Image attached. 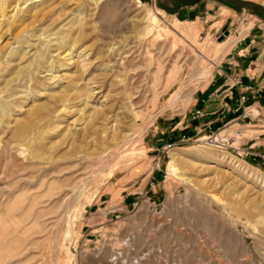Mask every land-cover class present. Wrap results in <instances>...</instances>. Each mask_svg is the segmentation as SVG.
Listing matches in <instances>:
<instances>
[{
    "label": "rangeland",
    "instance_id": "obj_1",
    "mask_svg": "<svg viewBox=\"0 0 264 264\" xmlns=\"http://www.w3.org/2000/svg\"><path fill=\"white\" fill-rule=\"evenodd\" d=\"M248 16L0 0V264H264V170L171 131Z\"/></svg>",
    "mask_w": 264,
    "mask_h": 264
},
{
    "label": "crops",
    "instance_id": "obj_2",
    "mask_svg": "<svg viewBox=\"0 0 264 264\" xmlns=\"http://www.w3.org/2000/svg\"><path fill=\"white\" fill-rule=\"evenodd\" d=\"M243 1L264 6V0ZM247 19L246 31L239 34L215 74L195 94L189 113L171 131L178 129V135L194 138L218 130L225 124H231L232 128H259L253 120L247 125L249 120L242 118L240 97L246 98L244 106L257 107L264 112V18L248 16ZM196 109L201 110L202 115L193 118ZM252 134L249 132L250 136ZM250 141H253L255 157L248 158V161L262 168L264 160L258 155L264 153V135H255Z\"/></svg>",
    "mask_w": 264,
    "mask_h": 264
},
{
    "label": "built area",
    "instance_id": "obj_3",
    "mask_svg": "<svg viewBox=\"0 0 264 264\" xmlns=\"http://www.w3.org/2000/svg\"><path fill=\"white\" fill-rule=\"evenodd\" d=\"M245 101L246 98L244 96L240 97V102L242 104V118L249 120L247 125H250L251 120H253L255 121L256 125L259 126L260 129L264 130V112H261L260 109L257 107L244 106ZM201 115V110H194L193 118L200 117ZM231 129V124H225L218 130H216V133L209 132V135L205 137V141H208L206 142V144L211 145L212 142H216L217 145L211 146H214L220 151L226 152L235 159L240 160L249 165L247 162H245V159L255 157V154L253 153L254 147L251 144L244 148L243 145H247L249 140H247V142L245 143L246 139L242 137L241 131L235 130L231 132ZM243 139H245L244 142H241V140ZM190 141L191 139L186 138L185 136H183L180 140L181 143H187ZM258 156L264 160V153ZM262 170H264V165L262 167Z\"/></svg>",
    "mask_w": 264,
    "mask_h": 264
},
{
    "label": "water",
    "instance_id": "obj_4",
    "mask_svg": "<svg viewBox=\"0 0 264 264\" xmlns=\"http://www.w3.org/2000/svg\"><path fill=\"white\" fill-rule=\"evenodd\" d=\"M175 1L180 3L183 6H192L201 0H175ZM222 1H224L225 3L235 8L251 9L252 11L264 17V6H261L259 4L248 2V1H243V0H222ZM226 35H227V31H224L223 34L218 37V41L220 42L221 40H223V38Z\"/></svg>",
    "mask_w": 264,
    "mask_h": 264
},
{
    "label": "bare ground",
    "instance_id": "obj_5",
    "mask_svg": "<svg viewBox=\"0 0 264 264\" xmlns=\"http://www.w3.org/2000/svg\"><path fill=\"white\" fill-rule=\"evenodd\" d=\"M242 135H244V133H243ZM204 141H205V139H204ZM206 142H208V141H205V143H206ZM211 145H217V143H216V142H212ZM239 166H240V165H239ZM236 167H237V165H236ZM238 169H239V168H238ZM241 170H242V169H241ZM243 171H244V170H243ZM254 179H255V178H254ZM259 180H260V179H259ZM259 182H260V181H259ZM262 186H263V185H262Z\"/></svg>",
    "mask_w": 264,
    "mask_h": 264
},
{
    "label": "trees",
    "instance_id": "obj_6",
    "mask_svg": "<svg viewBox=\"0 0 264 264\" xmlns=\"http://www.w3.org/2000/svg\"><path fill=\"white\" fill-rule=\"evenodd\" d=\"M231 7H233V6H231ZM235 8V7H234Z\"/></svg>",
    "mask_w": 264,
    "mask_h": 264
}]
</instances>
